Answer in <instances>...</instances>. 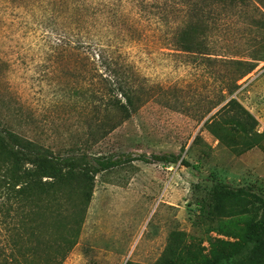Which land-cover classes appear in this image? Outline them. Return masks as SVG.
Here are the masks:
<instances>
[{
    "label": "rangeland",
    "instance_id": "1",
    "mask_svg": "<svg viewBox=\"0 0 264 264\" xmlns=\"http://www.w3.org/2000/svg\"><path fill=\"white\" fill-rule=\"evenodd\" d=\"M201 2L211 22L210 52L226 59L264 58V0ZM64 31L71 40L78 33L75 26ZM58 32L0 5V103L21 108L30 137L67 148L83 142L79 135L87 126L79 122L74 97L63 90L74 78L52 53ZM113 45L143 82L182 91L177 98L159 92L87 150L95 156L92 162L108 164L94 177L79 238L60 264H157L172 231L184 233L188 248L209 255L212 239L233 240L215 231L218 218L208 212L212 190L243 187L264 200V136L239 152L240 136L230 139L234 149L203 125L218 107L198 121L202 107L191 101L214 97L224 64L182 53L152 36ZM256 64L237 81L232 96L264 133V61Z\"/></svg>",
    "mask_w": 264,
    "mask_h": 264
},
{
    "label": "trees",
    "instance_id": "2",
    "mask_svg": "<svg viewBox=\"0 0 264 264\" xmlns=\"http://www.w3.org/2000/svg\"><path fill=\"white\" fill-rule=\"evenodd\" d=\"M0 5L32 16L40 26L60 29L52 53L68 78H74L65 81L63 90L74 97L79 122L87 126L78 134L85 137L82 143L54 148L23 130L21 108L0 103V264H60L79 238L94 177L108 164L92 162L87 150L159 92L177 98L182 91L143 82L115 41L121 45L152 36L182 53L224 64L214 97L191 101L202 107L198 121L218 107L203 125L229 147L234 148L230 139L240 136L239 152L257 146L264 136L255 116L232 96L237 81L264 58L226 59L210 52L206 40L211 22L201 0H0ZM176 17L180 20L173 25ZM67 26L78 29L74 40L66 35ZM208 212L218 218L215 231L233 240L212 239L205 255L183 243L182 231H172L157 264H264L260 195L217 185Z\"/></svg>",
    "mask_w": 264,
    "mask_h": 264
},
{
    "label": "water",
    "instance_id": "3",
    "mask_svg": "<svg viewBox=\"0 0 264 264\" xmlns=\"http://www.w3.org/2000/svg\"><path fill=\"white\" fill-rule=\"evenodd\" d=\"M207 119V118H206ZM204 122V121H203Z\"/></svg>",
    "mask_w": 264,
    "mask_h": 264
}]
</instances>
